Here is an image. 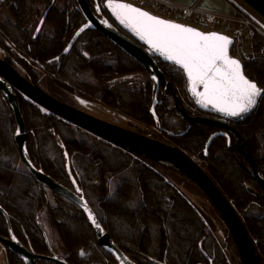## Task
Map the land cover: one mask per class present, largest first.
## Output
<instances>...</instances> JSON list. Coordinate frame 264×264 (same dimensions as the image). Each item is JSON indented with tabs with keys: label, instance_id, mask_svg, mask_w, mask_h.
Segmentation results:
<instances>
[{
	"label": "trees",
	"instance_id": "obj_1",
	"mask_svg": "<svg viewBox=\"0 0 264 264\" xmlns=\"http://www.w3.org/2000/svg\"><path fill=\"white\" fill-rule=\"evenodd\" d=\"M52 1L0 0V6L7 11V15H3L6 13L0 8V42L8 49L7 57L17 58L20 71L26 77L59 99L76 105L72 99L69 101L60 94L76 92L81 87L93 98L101 99L125 116L148 127L156 126L150 112L155 98L153 79L99 31H87L83 35L86 36L84 47L78 46L81 37L68 55L54 60L75 31L86 22L77 0H62V7L60 0H55L38 40L33 41L36 27L26 24L31 18H37L39 22ZM8 39L21 47L23 56L11 49ZM256 46L258 50L264 49V37L260 33ZM43 67L48 71L47 76L39 73ZM161 67L178 94L177 77ZM87 71L96 82L83 79L81 73ZM139 71L144 74L135 75ZM245 73L264 88V53L261 59L245 66ZM128 74L132 76L123 77ZM128 78L131 81L126 82ZM165 97L168 99L159 103L156 111L162 120L164 118L163 126L179 132L185 128L186 119L173 120L176 115L174 97L169 93ZM19 100L29 134L28 150L35 165L75 190L67 171L68 154L84 196L112 239L135 262L211 264L212 259L214 264H242L230 230L227 228L230 251L226 256L211 232L208 219L170 179V174L175 173L205 195L186 175L144 156L131 154L59 118L22 94H19ZM167 120L172 122L168 124ZM210 127L200 125L197 128L205 136ZM16 129L13 110L0 90V207L9 214L16 236L30 250L44 255L57 253L71 264H118L114 256L98 243L95 230L82 208L46 187L30 173L16 144ZM162 133L172 142L154 132H145L175 143L189 155L203 160L202 167L242 214L264 264V190L251 174L248 156L229 149L222 138L214 139L211 151L206 153L207 138L199 136L193 141V127L183 137ZM244 136L258 169L264 175V99L245 119ZM43 211H46L50 230L56 231L62 243L64 253L59 251L52 233L42 224ZM136 222L141 224L140 230L131 228ZM0 234L10 235L2 210ZM6 250L9 264H26L14 252ZM81 251L87 255H80ZM226 257H230L231 263ZM39 263L57 264L47 260H39Z\"/></svg>",
	"mask_w": 264,
	"mask_h": 264
},
{
	"label": "water",
	"instance_id": "obj_2",
	"mask_svg": "<svg viewBox=\"0 0 264 264\" xmlns=\"http://www.w3.org/2000/svg\"><path fill=\"white\" fill-rule=\"evenodd\" d=\"M242 1L246 3L248 6H250L261 17L264 18V0H242ZM54 2L55 0L52 1V4L49 5V7L46 9L42 17L40 18L38 25L36 26V29L33 33V37H32L33 41L38 40V37L46 22L49 11L54 5ZM77 2L86 18V22L83 23L75 31L68 45L65 47V49L62 51L60 55L54 58V60H60L63 55H68L73 49V47L77 44L79 39L87 31L97 30L101 34L105 35L121 50H123L125 53L131 56L142 67V69L150 75L151 78L153 76L156 77V79L153 80L155 87V98L153 100L150 112L153 115L156 127L158 129L166 131L169 135L179 136V135H184L186 132H188L193 127V124L195 122H200L206 125L224 127L230 131H233L240 138V141L242 142V146H244L245 144L244 138L239 134V132L234 127L226 124L224 121L208 118V117H201V116L193 117L189 113H187V111L181 106L180 99L175 93L174 86L170 81L167 80L165 72L160 64L161 61L168 62L171 64L173 63L165 60V58L160 56L158 53L153 52L152 49L145 42L141 41L139 37H137L128 28L124 27V25L120 24V22L112 14L111 10L107 8V0H105L104 2H101V0H93V2H91V0H77ZM121 2L134 5L125 0H121ZM134 6L151 13L150 11L142 7H139L137 5ZM155 16L163 18L165 20L173 21L158 15ZM41 21H43V23H41ZM173 22L192 27L206 34L215 32L228 36L224 33L216 32V31H204L192 25L180 23L177 21H173ZM85 24H88L90 26L85 28V30L82 33H80L79 36H77L76 33L79 32V30L82 27H84ZM37 29H39V31ZM231 39L233 40V38ZM232 45L230 46L231 56H233L231 54ZM32 46L33 44L30 45V49H32ZM66 49L68 50L66 51ZM7 54H8V49L3 43L0 42V90L13 110L17 124L16 132L18 129L20 131V135H16L15 132V140L17 147L20 151V155L24 165L27 167L30 173L35 177V179H37L39 182H41L51 190L68 197L69 199L77 203L82 208L83 211L84 209L82 205L84 201H87L88 206L92 209L93 213L96 215L97 220L100 222L101 227L103 229V231L101 232L97 230L95 226L92 225L95 230L96 236L98 238V243L114 256V258L118 261V264H138V263L135 262L120 247V245L112 239L111 235L109 234V232L106 230L103 223L99 219L97 213L95 212L89 201L84 196L83 191L80 189L77 179L73 174L72 164L69 155L67 154V171L75 187V190L70 188L69 186L64 185L60 181L56 180L53 176L46 173L43 169L37 167L33 162L28 150L29 134L27 132L25 118L23 116V112L21 109L19 94L26 96L30 100L40 105L42 108L46 109L51 113L56 114L59 118L64 119L65 121L70 122L109 143H112L124 150H127L131 154L144 156L159 164L168 166L186 175L202 189L204 194L207 196V198L210 200V202L214 205V207L218 211L220 217L226 223L227 227L231 232V236L238 250L242 264H262V256L257 251L256 240L252 237L247 225L245 224V220L242 214L239 212L234 202L225 195L222 189L217 185V183L211 178V176L205 171V169L196 159H194L192 156H190L187 152H185L176 144H171L160 138H155L145 133H141L132 130L130 128H127L125 126L116 124L114 122L105 120L103 118H100L94 114H91L83 110L77 105L70 104L62 99L55 97L54 95L50 94L48 91L43 89L41 86H39L34 80L26 77L20 71V67H21L20 61L13 56L8 58ZM244 70H245V66H244ZM245 75L247 76L246 73ZM131 76L132 74H128V75H124L123 77H131ZM161 87H163L166 92L172 94L175 100V108L182 114L184 119L189 121L188 127L186 128L185 131L181 133H175L174 131L165 128L162 124L161 117L158 115L156 111V106L159 102V91ZM261 88L263 89V87ZM188 90L191 97L194 98L197 103V98L194 97L190 91L189 82H188ZM198 90L202 91V87ZM197 105L202 110L218 114L226 119H231L234 121L246 118L247 116L250 115L248 114L243 118L227 117L224 116L222 113L213 110L210 106L208 108H205L199 103H197ZM25 149L27 150V156H25L24 154ZM246 155L248 156L251 163V174L258 180L260 186L264 190V175L258 169L256 161L249 148L248 151L246 152ZM77 188H79L81 191L78 192ZM81 196L83 197L82 199ZM0 210H2V212L5 214L7 218V223L10 232L9 236L0 234V243L4 245L5 248L14 252L26 264H40L39 260H47L57 264H71L64 257L60 256L57 253H54L52 255H44L30 250L16 236L7 211L3 207H0ZM86 218L88 220L87 214H86ZM44 234L46 236V242L49 245L50 249L52 250L47 233L44 232ZM13 237H15V239H13ZM210 260H211V264H214L213 260L212 259ZM163 264H167V263H163Z\"/></svg>",
	"mask_w": 264,
	"mask_h": 264
},
{
	"label": "snow or ice",
	"instance_id": "obj_3",
	"mask_svg": "<svg viewBox=\"0 0 264 264\" xmlns=\"http://www.w3.org/2000/svg\"><path fill=\"white\" fill-rule=\"evenodd\" d=\"M107 8L120 24L145 42L153 52L183 69L192 95L203 107L210 106L227 117L243 118L253 113L264 98V89L248 78L241 61L230 55L233 44L230 37L215 32L206 34L121 0H107ZM89 26L85 24L76 35L79 36ZM152 78L156 79L155 76ZM201 87L202 91L198 90ZM16 135H20L19 129ZM24 154L27 156L26 149ZM77 191L81 190L77 188ZM82 207L91 224L102 232L101 224L87 201ZM79 254L87 255L84 251Z\"/></svg>",
	"mask_w": 264,
	"mask_h": 264
},
{
	"label": "rangeland",
	"instance_id": "obj_4",
	"mask_svg": "<svg viewBox=\"0 0 264 264\" xmlns=\"http://www.w3.org/2000/svg\"><path fill=\"white\" fill-rule=\"evenodd\" d=\"M238 1L241 3L243 9L246 12H248L249 16H251L253 18V20L257 23V25L264 31V18L261 17L257 12H255L250 6H248L242 0H238ZM59 5H60V7L63 6L62 0L59 1ZM0 8H2V10L4 11L3 13H6L3 15H7L6 9H4V7H2V6H0ZM37 20H38L37 18H31L27 22L26 25L35 29V27L38 25ZM85 38H86V36H82L80 42L84 43ZM7 43L10 45L11 49L12 48L15 49L16 53L23 56V52H22L23 50L21 49V47H19L15 44L16 42H14L11 39H8ZM88 57L91 58V55H89ZM37 66H39V65L37 64L36 67ZM44 68L45 67L39 69L40 70L39 73L47 76L48 71H46ZM140 72L141 71L135 72V75L141 74ZM81 75H83V79L86 81L89 80L91 82L92 81L96 82L95 77H93L88 71L81 73ZM125 81L129 82V81H131V79L128 78ZM75 91L76 92L64 91L61 94L59 91L58 93L60 95L64 96V98H67V100H69V101L72 99L73 102L77 106H79L83 110H85L91 114H94L100 118L114 122V123L119 124L121 126H125L127 128H130L132 130H135V131H138L141 133H145V132H152L153 133L154 132L156 134H159L162 138H164V140H168V141L172 142L171 139H169L166 134L162 133L163 130L158 129L156 126L148 127V126L144 125L143 123L134 120V118L127 117L124 114L116 111L115 109L107 106L105 103L100 104L96 100H91V99H95V98H93V96L86 93V91H84L81 87H79V89H76ZM165 119H168V118L166 117ZM163 120H164V118H163ZM167 122H168V124H170L172 122V120H167ZM169 130H171V129H169ZM263 144H264V142H263ZM170 179L174 180L176 186H178L180 191L196 206V208L200 209L201 212L205 215V217L208 219V221L211 224V230H212L211 232L214 235V237L218 236L221 240L223 239L222 234H224L227 237L228 236L227 230L229 228L227 227V225L223 221V219L220 217L218 211L216 210L214 205L210 202V200L205 195H203L199 189H196L192 184H190L187 181L177 177V175L175 173L170 174ZM111 187L113 188L114 185L111 184ZM41 222L43 225L46 226V228H48V230H50V225H49V222H48L47 217H46V211H43V213H42ZM207 224H208V222H207ZM131 228H133L134 230H140L141 224L139 222H136L135 224L132 225ZM50 233H52L51 237H52V239H54L55 244L58 247L59 251L61 253H64V247H63L56 231L55 230L53 231V229H51ZM219 234L221 236H219ZM226 241H227V243H229L227 238H226ZM7 258H8V256H7Z\"/></svg>",
	"mask_w": 264,
	"mask_h": 264
},
{
	"label": "built area",
	"instance_id": "obj_5",
	"mask_svg": "<svg viewBox=\"0 0 264 264\" xmlns=\"http://www.w3.org/2000/svg\"><path fill=\"white\" fill-rule=\"evenodd\" d=\"M125 1L166 19L192 25L204 31H216L230 36L233 38L231 54L238 58L244 66L258 61L264 53V49L258 50L256 46L257 34L260 33L264 37V31L243 10L227 14L203 10L195 5L182 6L167 0ZM219 236L221 235L219 234ZM215 238L223 253L228 256L230 246L226 241V236L222 234L223 241L218 236ZM226 258L231 263L230 257Z\"/></svg>",
	"mask_w": 264,
	"mask_h": 264
},
{
	"label": "flooded vegetation",
	"instance_id": "obj_6",
	"mask_svg": "<svg viewBox=\"0 0 264 264\" xmlns=\"http://www.w3.org/2000/svg\"><path fill=\"white\" fill-rule=\"evenodd\" d=\"M101 2H104V1L101 0ZM246 13L248 14V12H246ZM160 64L164 68H166L168 72H173V76L177 77V79H178L177 80V84H178L177 88H179L177 90L179 91V93L177 94L176 90L175 89L174 90H175L176 95L180 99L181 106L187 111V113H189L193 117L201 116V117H208V118H213V119L224 121L226 124L234 127L239 132V134L244 138L245 144H244V146H242V142L240 141V138L233 131H230L227 128H224V127H217V126L209 125L211 127L208 129L207 134H205V136H203V134L201 133V131H199V129L197 127L200 126V125H206V124H203V123H200V122H195L193 124V141H196L199 136H203L204 138H207L206 141H205V147L204 148H205L206 153H209L211 151V149H212V143H213L214 139L222 138L223 142L227 143L229 149H232L237 154H246V152L248 151V146H247V140L245 139V136H244V130H245V119L247 117L243 118V119H240V120H237V121H234V120H231V119H226V118H224V117H222V116H220L218 114L202 110L201 108L198 107V105L196 103V100L194 98H192L190 93H189L188 80H187V77H186L184 71L180 67H178V66H176L174 64L168 63V62L161 61ZM140 73L144 74V72H140ZM142 83H143V81H142ZM169 94H171V93H169ZM167 95H168V92H166L164 90V88L161 87L160 91H159V102H158V104L159 103H161V104L164 103V99H168L167 97H165ZM261 99H264V98H261ZM91 100H96L100 104L104 103L101 99H91ZM181 117H183L182 114L176 109V115L174 117V120L176 122H180ZM185 121L187 122L185 128H183L179 132H175L174 131L175 133H181V132L186 130V128L188 127L189 121L188 120H185ZM162 124H163V120H162ZM201 127H203V126H201ZM165 128L168 129V127H165ZM164 132H166V131H164ZM170 136L178 137L177 135H170ZM179 136L183 137V135H179ZM190 156H192L194 159H196L200 164L203 163V160L201 158L197 159V157H195L193 155H190Z\"/></svg>",
	"mask_w": 264,
	"mask_h": 264
},
{
	"label": "crops",
	"instance_id": "obj_7",
	"mask_svg": "<svg viewBox=\"0 0 264 264\" xmlns=\"http://www.w3.org/2000/svg\"><path fill=\"white\" fill-rule=\"evenodd\" d=\"M171 3L182 6H197L203 10L234 14L237 11L243 10L241 3L238 0H167ZM78 46L84 47V43L79 42ZM83 50L82 48H80ZM7 250L0 243V264H9L7 258Z\"/></svg>",
	"mask_w": 264,
	"mask_h": 264
}]
</instances>
